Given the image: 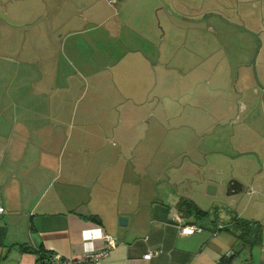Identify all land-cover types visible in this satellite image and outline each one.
Segmentation results:
<instances>
[{
    "label": "crops",
    "instance_id": "crops-1",
    "mask_svg": "<svg viewBox=\"0 0 264 264\" xmlns=\"http://www.w3.org/2000/svg\"><path fill=\"white\" fill-rule=\"evenodd\" d=\"M93 1L96 0L81 3L83 7L94 6ZM115 4L106 0L104 6L115 9ZM70 9L71 6L62 21L54 15L58 22L50 24L47 31L56 30L64 47L76 36L69 44L73 57L68 59L77 65L78 77L67 67L60 68L53 56L48 87L41 84L45 71L38 66L36 73L27 75V79L36 80L37 87L25 90V64L30 61L6 52L10 42L3 45L0 205L4 211L0 214V264H46L48 259L40 258L51 253L70 260V264H264V237L258 235L257 241L249 246L231 231L219 228L225 224L208 222L211 217L188 216L178 209L180 199L194 200L184 183L193 173L190 169L185 174L177 164L172 170L165 168L153 173L150 162L142 166L136 163L139 158L119 134V148L106 145L107 137L102 132L112 127L117 111L126 118L128 113L132 114L138 121L137 113L151 101L147 56L133 60L141 66L143 76L140 75L138 87L124 88L129 102L97 104L81 100L73 104L87 90L92 91L88 96L93 101H97L98 95L117 96L119 90L112 73L94 66L95 54L87 48L91 41L93 48L97 45L94 39L88 42L84 39L85 33L92 32L84 25L91 17L77 16ZM113 13L111 9L104 12L103 19L111 18ZM114 55L107 65L115 67L121 61ZM46 61L38 58V63ZM82 75L89 76L90 81L85 83ZM58 81L62 83L57 84ZM261 94V106L253 105L251 98L245 100L243 107L248 113L239 127L246 135L244 150L249 154L256 152L264 169V92ZM92 125L98 130L89 131ZM194 125L192 138L201 139L200 129L205 126L197 122ZM217 144L218 140L213 139L210 149H216ZM187 156L184 159V154L181 159L197 165L199 155ZM121 218L124 222H120ZM185 224L201 230L182 233L180 228ZM103 234L117 240L108 255L99 262L78 260L86 250L108 246ZM153 250L158 254L143 258ZM224 256L226 259L222 260Z\"/></svg>",
    "mask_w": 264,
    "mask_h": 264
},
{
    "label": "rangeland",
    "instance_id": "rangeland-1",
    "mask_svg": "<svg viewBox=\"0 0 264 264\" xmlns=\"http://www.w3.org/2000/svg\"><path fill=\"white\" fill-rule=\"evenodd\" d=\"M111 1L116 2L115 9L105 8L106 0L85 7L81 0H0V61L4 58V43L10 42L9 48L15 45L6 52L30 61L24 71V89L29 91L37 84L27 75L36 73L38 66L45 71L41 84L48 87L53 56L60 68L65 66L78 77L77 65L68 59L73 57L69 44L76 36L64 47L58 32L47 29L58 22L56 19L62 21L69 6L77 16L91 17L84 25L92 32L85 33L84 39H94L98 46L93 48L91 41L87 48L95 54L94 66L112 73L120 94L98 95L93 101L88 96L92 91L87 90L73 104L81 100L97 104L129 102L124 88L138 87L143 76L141 66L133 60L147 56V96L151 101L137 113L138 121L132 114L126 118L117 111L112 127L102 132L107 137L106 145L119 148V134L139 158L136 163L142 166L150 162L153 173L172 170L177 164L185 174L190 169L193 173L184 183L191 198L210 212L207 218L212 219L208 222L228 225L229 218L236 215L259 225L258 235L264 237V169L256 152L244 150L246 135L239 127L248 113L243 107L245 100L251 98L253 105L262 104L264 0ZM110 9L114 12L111 18L103 19L102 14ZM113 54L121 58L115 67L106 64ZM39 57L47 61L38 63ZM82 79L90 81L87 75ZM196 122L205 126L200 129L201 139L192 138ZM96 130L94 125L89 128ZM213 139L218 140L216 149H210ZM189 153L199 155L197 165L184 160ZM184 154L186 157L181 159ZM231 178H236L242 189L228 195ZM208 183L217 185L214 194L206 192Z\"/></svg>",
    "mask_w": 264,
    "mask_h": 264
},
{
    "label": "trees",
    "instance_id": "trees-1",
    "mask_svg": "<svg viewBox=\"0 0 264 264\" xmlns=\"http://www.w3.org/2000/svg\"><path fill=\"white\" fill-rule=\"evenodd\" d=\"M178 209L183 211V213L188 216L193 215L197 218L205 217L206 219V217L210 214L208 210L202 209L194 200H190L188 198H182L178 201ZM219 228L231 231L238 237V239H240V241L248 244L249 246L257 241L258 232L261 230L259 225H254L252 221L241 219L237 216L233 217L231 224L220 226ZM250 236H253V238L250 239ZM46 258L49 260L50 255H42L40 259L44 260ZM225 259V256L222 257V260ZM218 264H221V262Z\"/></svg>",
    "mask_w": 264,
    "mask_h": 264
},
{
    "label": "built area",
    "instance_id": "built-area-1",
    "mask_svg": "<svg viewBox=\"0 0 264 264\" xmlns=\"http://www.w3.org/2000/svg\"><path fill=\"white\" fill-rule=\"evenodd\" d=\"M4 211V208L0 205V214ZM200 231L201 227H198L193 224H185L180 228L182 233L191 232V231ZM103 240L108 244L107 247H101L99 249L86 250L79 256L78 260L99 262L102 258L106 257L109 253V250L113 248L117 240L115 237L109 234L102 235ZM158 254V251H150L143 255L144 259H149L150 257ZM46 264H70V260H63L59 254L51 253L50 258Z\"/></svg>",
    "mask_w": 264,
    "mask_h": 264
},
{
    "label": "water",
    "instance_id": "water-1",
    "mask_svg": "<svg viewBox=\"0 0 264 264\" xmlns=\"http://www.w3.org/2000/svg\"><path fill=\"white\" fill-rule=\"evenodd\" d=\"M259 42H257V45L259 46ZM257 53H255L256 56ZM217 185L213 183H208L206 185V192L208 194H214L216 192ZM242 189V184L236 179L231 178L227 183V194H234ZM124 218L120 219V222H124Z\"/></svg>",
    "mask_w": 264,
    "mask_h": 264
}]
</instances>
